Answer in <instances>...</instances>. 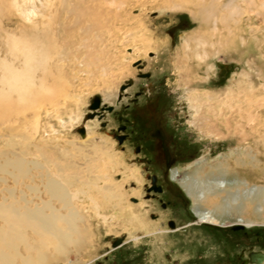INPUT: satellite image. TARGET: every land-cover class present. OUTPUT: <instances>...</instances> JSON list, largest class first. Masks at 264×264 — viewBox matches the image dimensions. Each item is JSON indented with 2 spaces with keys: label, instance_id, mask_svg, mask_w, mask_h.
Listing matches in <instances>:
<instances>
[{
  "label": "rangeland",
  "instance_id": "obj_1",
  "mask_svg": "<svg viewBox=\"0 0 264 264\" xmlns=\"http://www.w3.org/2000/svg\"><path fill=\"white\" fill-rule=\"evenodd\" d=\"M103 2L102 7L108 11L110 7ZM136 2L137 0H132L131 4ZM140 3L141 6L133 8L128 3L126 12L122 13L125 24L118 22L122 29L120 31L112 29L115 38L110 36L112 32L105 33L101 44L95 40L101 35L100 30L91 33L90 45L92 44L91 50L94 52L92 62L96 64L95 67H92L89 74L81 72L76 78H68L70 83L68 92L76 96L75 102L69 103L59 95L53 106L43 103L41 110L37 111L39 115L36 111L30 110L22 117L25 120L20 119L15 124L12 123V126L8 125L9 127L0 124V163L8 157L23 158L24 161L30 162L27 165L28 175L17 180L20 183L18 186L14 184L12 169L11 172L8 170L7 173H0V179L5 177L0 180V196L8 197L9 189L14 195L20 194L26 199L32 198L33 192H37L36 196L45 198L42 196L45 177L53 174L57 180H64L65 178H62L64 171L68 176H74L76 171H80L82 174H79V177L84 176L83 179L81 177V181L90 182L95 173L87 175L88 178L84 174L88 167L85 162L90 154L87 142L81 144L84 141L85 129L86 132L88 130V137L101 146L104 158L106 156V164L102 166L103 171L98 177H103L104 181H111L115 185L117 182L121 184L125 198L132 190L140 191V197L129 199L128 203L137 204L141 201L147 204L149 207L145 209L149 211L148 222L158 221L157 228L149 229L152 232L157 230L169 232L150 235L148 232L146 234L145 230L135 229L136 231L129 236L127 227L123 226L125 213H115L110 208L96 211L90 206V204L95 206V203L82 198L84 201L77 203L85 205L82 210L88 226L85 229V237L80 240V244L78 242L79 245L67 247L66 253L63 254L65 256L60 257L61 261L55 262L52 259L51 263L238 264L237 258L241 252L243 259L249 251L264 252V204L256 208L259 211L258 218L247 211L241 215L242 219L251 220L254 224L248 228L242 227L231 231L229 227L195 224L196 218L191 212L190 200L172 180L167 186L161 182L164 193L149 199L145 191L149 184L146 176H163L167 170L163 165V155L158 143L146 137L143 111H151L154 114L163 111L165 122L163 130L172 136L170 139L175 140L172 146L171 143H166L172 151L171 156L175 157L168 172L170 174V170L178 169L184 174L179 175L177 179L184 178L185 174L194 168L195 161L202 160V164L206 166L207 163L217 160V157H228L234 152L253 148L251 144L255 143L253 140L244 141L235 134V125L229 128V132L220 127V132L223 134L228 132V137L219 139L214 135L213 138L212 134L206 135L199 129L196 130L197 127L190 123L192 111L187 101L189 97L206 101L204 96L207 93L209 96L213 94L212 97L219 100V93L234 88L238 81L236 74L240 72L242 66L237 61L242 56L243 59L252 57V53L248 47L238 46L233 50L229 46L226 51L219 50L218 56L215 54V57L204 59L203 63L197 62L187 53L189 51L180 49L182 39L198 29L197 22L191 19L185 9H156L150 0H143ZM13 15V11L0 13V27L3 30H15L17 21ZM134 18H140L141 24L138 27L132 22ZM57 20L59 22L60 19ZM25 24L30 25L27 22ZM52 28L57 29L56 26ZM60 34L61 32L57 33L56 39L61 42L63 38ZM75 36L78 39L85 38L78 33ZM140 40L149 42L150 48L141 47ZM134 46L137 47L135 52ZM107 55L112 57L108 60ZM131 57H135L136 61L129 62ZM229 58L233 60H228ZM105 60L113 62L109 70L104 69ZM207 60H211L212 70L205 68ZM67 69L65 68L66 72L71 74L70 69ZM140 91L141 96L137 97L134 103L132 99L135 93ZM94 98L99 100L103 113L101 110L99 112L89 110ZM217 100L213 98L212 102L209 101L215 103ZM60 106L62 108L58 109ZM200 107H206V104L203 103ZM45 109L49 111L48 114ZM225 110L229 112L227 107ZM34 114L38 115L37 122L31 126L29 121H32ZM153 117L156 118L157 115ZM121 125L125 126L127 140L119 145L112 135L117 134V129ZM249 130L246 128L248 134L251 132ZM135 147L140 151L135 153ZM128 170L138 172L143 178V184L138 185L135 180L128 179ZM240 172L241 170L236 172L238 177L243 176ZM75 187L71 186L69 190L76 192L78 188ZM170 189L177 191L178 196H172ZM147 200H152L154 204ZM158 215L161 217L155 220ZM241 217L238 214L229 215L228 220H233L227 223L239 226L235 220ZM170 225L176 230L171 229ZM257 232L263 235L261 241L255 239ZM128 236L141 238L134 242ZM118 238L124 242L121 246L113 248L112 244ZM44 253L48 256L54 255L52 248H47ZM62 259L67 262H63Z\"/></svg>",
  "mask_w": 264,
  "mask_h": 264
},
{
  "label": "bare ground",
  "instance_id": "obj_2",
  "mask_svg": "<svg viewBox=\"0 0 264 264\" xmlns=\"http://www.w3.org/2000/svg\"><path fill=\"white\" fill-rule=\"evenodd\" d=\"M102 1L110 7L108 11L102 7ZM102 1L0 0V13L13 11V17L17 21L14 31H6L0 27V124L8 126L20 119L25 120L22 117L27 111L37 113L43 103L53 106L59 95L69 103L75 102L76 96L68 92V78H76L81 72L89 74L92 67H95L96 64L92 62L94 52L91 50L92 44L90 45L91 33L100 30L101 35L98 34L100 36L95 40L101 44L107 33L112 32L110 36L115 38L114 30L122 29L118 22L125 24L122 13L126 12L128 3L133 8L141 6L140 2L143 0H137L138 3L135 4H131L132 0ZM150 1L156 9H185L191 19L197 22L198 29L186 35L180 47L181 51H189L187 53L197 62L203 63L204 59L215 57L219 50L226 51L229 46L233 50L238 46L248 47L252 53L253 58L248 56L243 59L242 56L237 61L242 66L236 74L238 81L236 80L234 88L219 93V100L207 93L208 96H204L206 101L193 97H189L187 101L192 111L190 123L197 127L196 130L219 139L228 137L229 128L235 125V134L244 141L253 140V148L234 152L230 157H217V160L206 166L202 164V160L195 161L194 168L177 181V185L190 200L195 218L202 222L227 225V222L233 220H228L229 215L238 214L241 217L245 211L257 217L259 211L256 208L264 204V0ZM106 17L109 18L106 20ZM57 19H60L59 22ZM139 21L140 18L132 20L137 27L141 24ZM53 26L57 29H53ZM58 32H61L60 37L63 38L61 42L56 39ZM77 33L85 38H76ZM139 44L143 48H150V43L145 40H140ZM136 48L134 46L133 52ZM111 57L106 56L108 60ZM135 61V57H131L129 62ZM210 61L207 60L205 65L209 70L212 68ZM111 63V60H105L104 69L109 70ZM65 68H69L71 74ZM213 98L217 102L210 103ZM203 103L206 107L201 108ZM225 106L229 112L225 110ZM100 109L99 102L97 109L92 111L99 112ZM47 112L49 111L46 110ZM37 114H34L29 125L37 122ZM220 127L228 132L221 133ZM246 128L250 129V134L246 132ZM88 135V130L86 132L84 129V141L81 144L87 142L90 151L85 162L87 172H84L85 176L95 173L90 182L81 181L80 171H76L74 176H68L64 171V180H57L53 174L45 177L42 195L45 198H40L35 195L37 192H33V197L26 199L18 193L19 197L14 195L9 189L8 197L0 196V264H56L66 253L67 247L78 242L80 244V240L85 237V229L88 227L82 213L85 205L77 203L84 201L82 198L99 204L97 207L90 204L96 211L110 208L115 213H125L123 226L127 227L129 236L135 229L145 230L150 235L154 233L149 229L150 223L147 220L149 211L145 208L149 206L141 201L137 204L128 203L129 199H138L140 191L131 189L130 195L125 198L121 184L117 182L115 185L98 177L103 171L102 166L106 164V156L104 158L101 146ZM118 144L121 145L122 142ZM29 163L23 158L8 157L0 163V173L13 170L14 174L9 172V175H14V184L18 186L20 183L17 180L28 175ZM98 168L100 171H97ZM237 170H241L242 177L237 176ZM128 171V179L135 180L138 185L143 184V178L138 172ZM177 173H180L178 169L170 171V178L174 182ZM71 186H76L78 190L71 192ZM235 221L243 228L254 224L242 217ZM130 239L136 242L140 237L133 236ZM116 240H119L118 244L113 248L124 242L121 238ZM47 248L53 249V256L44 253ZM52 259L55 262L51 263Z\"/></svg>",
  "mask_w": 264,
  "mask_h": 264
},
{
  "label": "flooded vegetation",
  "instance_id": "obj_3",
  "mask_svg": "<svg viewBox=\"0 0 264 264\" xmlns=\"http://www.w3.org/2000/svg\"><path fill=\"white\" fill-rule=\"evenodd\" d=\"M141 96V91L140 92H136L132 101L134 103H136V98ZM111 108V107H109ZM112 110V109H111ZM142 114V112H141ZM141 114H139L141 116ZM143 115H144V122H143V127L145 128L146 130V137H148V139L150 140H153L155 141V143H158V148H160V151L162 152V155H163V165L165 167V173L163 174V176H153V175H148V177L146 176V179L148 180V185L147 187L145 188V191H146V194H148V198L149 199H154L155 197H157V194L158 195H162L164 193V190L162 189V186L160 185V183L162 182L165 186H167V183L168 182H172L171 181V178H170V174H169V170L170 169V164L172 161H174L175 157L174 156H171V153L172 151L169 150V148L167 147L166 143H171L170 146L173 145V143H175V140L174 139H170L172 138V136L170 137L169 135H167V133L163 130L164 129V113L163 111H157V113H153L151 111H143ZM154 115H157V117H153ZM125 132H126V129H125V126L121 125L118 129H117V134H113L112 136H117V137H122V144L125 143V141L127 140V135H125ZM123 133V135H122ZM115 140V139H114ZM116 141V140H115ZM120 142V143H121ZM134 151L135 153L139 152L140 149L138 147H135L134 148ZM171 171V170H170ZM179 175H184L182 172L180 173H177V175L175 176V182L177 184V181H179L180 179H177ZM151 177L153 178V182H151ZM161 179V181H160ZM178 188V187H177ZM179 189V188H178ZM175 190V189H174ZM179 191L181 192L182 194V191L179 189ZM141 193V192H140ZM184 193V192H183ZM170 194H172V196L174 197H177L178 196V193L177 191H173L172 189H170ZM147 201H150L151 203L152 200H147ZM154 204V203H153ZM192 207V205H191ZM192 212V211H191ZM193 214V213H192ZM159 216L158 215L156 217L155 220H158L159 219ZM161 217V216H160ZM195 217V216H194ZM158 221H150V227L151 228H157L158 226ZM195 224H205V225H213V226H217V227H229L230 230H239L237 228H234L236 226H234L233 224H228V225H216V224H213V223H207V222H202L198 219H196L195 221ZM241 226V225H239ZM171 229H174V227L172 225L169 226ZM246 228V227H245ZM176 230V228L174 229V231ZM170 231H173V230H170ZM161 232H169V230H164V231H154V234H157V233H161ZM140 237V236H139ZM262 237L263 235L259 232L256 233L255 235V239L257 241H261L262 240ZM141 238V237H140ZM252 250V249H250ZM243 252L240 253V255L238 256V264H255L256 262V259H254V261H250V258L248 257L249 255L251 254H259V255H263V259L262 261L264 260V252H259V251H256V252H253V251H249L248 254H246V258L243 259L241 254ZM261 261V262H262ZM260 264H264V261Z\"/></svg>",
  "mask_w": 264,
  "mask_h": 264
},
{
  "label": "water",
  "instance_id": "obj_4",
  "mask_svg": "<svg viewBox=\"0 0 264 264\" xmlns=\"http://www.w3.org/2000/svg\"><path fill=\"white\" fill-rule=\"evenodd\" d=\"M121 90H122V89H121ZM98 104H99V100H98L97 98H94V99L91 101L90 105H89V110H95V109H97ZM100 110H102V109H100ZM95 114H97V113H95ZM113 139H115L117 143H120L121 140H122V137L113 136ZM135 152H136V151H135ZM151 182H153V178H152V177H151ZM234 228H242V227H241V226H236V227H234ZM118 241H119V240H116V241L113 243L112 246L117 245V244H118ZM248 257L250 258V261H251V262L254 261V259H256V261H255L256 263H260V262L262 261V259H263V255H259V254H258V255H257V254H251V255H249Z\"/></svg>",
  "mask_w": 264,
  "mask_h": 264
}]
</instances>
